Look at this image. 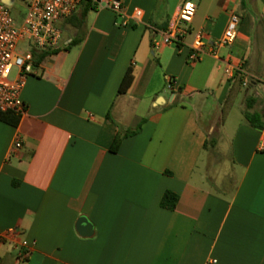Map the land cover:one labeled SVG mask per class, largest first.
Wrapping results in <instances>:
<instances>
[{
  "label": "crops",
  "instance_id": "obj_1",
  "mask_svg": "<svg viewBox=\"0 0 264 264\" xmlns=\"http://www.w3.org/2000/svg\"><path fill=\"white\" fill-rule=\"evenodd\" d=\"M183 1L120 0L143 12L124 27L82 0L59 23L60 48L21 92L25 113L0 120V234L17 233L0 238V264H264V0H193L186 42L196 30L216 41L238 16L233 44L195 62L162 42ZM227 61L251 76L246 86L227 79ZM166 191L173 210L160 206Z\"/></svg>",
  "mask_w": 264,
  "mask_h": 264
},
{
  "label": "built area",
  "instance_id": "obj_2",
  "mask_svg": "<svg viewBox=\"0 0 264 264\" xmlns=\"http://www.w3.org/2000/svg\"><path fill=\"white\" fill-rule=\"evenodd\" d=\"M26 4V12L21 22H16L10 13V6L0 0V112H12L19 117L26 111L25 103L21 98V92L28 76L34 73L36 67L34 53L53 52L60 48L61 29L59 23L70 17L82 0H22ZM96 8H108L117 17V26L138 24L141 22L143 12L134 7L130 15L127 14L120 0H94ZM196 3L193 0H185L180 3L167 22L162 32L164 44L185 45L188 48V61H198L205 52L218 55V50L223 46L232 45L237 35L238 16L231 11L225 30L216 41L205 39L202 30L193 32L190 42H186V36L190 34V24L194 18ZM26 45L20 48L19 45ZM242 66L238 63L227 61L224 74L227 79H233L236 75H242V85L246 86L251 76L243 75ZM173 79L166 78V87L173 88ZM21 147V140L16 139L13 149ZM259 150H264V136L259 143ZM17 234L10 229L0 238L6 235ZM27 246L26 241H22ZM28 248L20 253V258L29 256Z\"/></svg>",
  "mask_w": 264,
  "mask_h": 264
},
{
  "label": "trees",
  "instance_id": "obj_3",
  "mask_svg": "<svg viewBox=\"0 0 264 264\" xmlns=\"http://www.w3.org/2000/svg\"><path fill=\"white\" fill-rule=\"evenodd\" d=\"M85 1L89 2V0H85ZM91 6L92 5H90V7ZM85 14H86V11H83L81 18H83L85 16ZM77 42L78 41H73L72 44H75ZM45 54H48V52L34 53L35 62L38 63V61ZM131 80H132L131 72H130V70H127L125 72L121 82H120V85H119L118 90H117V94H123L126 91L129 84L131 83ZM244 116L251 126L256 127V128H261V125L257 122L254 115H251L249 113H245ZM18 117H19L18 115H16L15 113H12V112H0V120L5 121V122L10 123V124H13V125L17 123ZM139 130H140V124H138L135 129L117 133L116 136L114 137L112 143H111L110 150L112 152H115L118 149V146L124 137H126L128 135L135 134ZM177 199H178V196L175 193H173L171 191H166L160 200V206L165 208V209H168V210H173L176 206Z\"/></svg>",
  "mask_w": 264,
  "mask_h": 264
},
{
  "label": "rangeland",
  "instance_id": "obj_4",
  "mask_svg": "<svg viewBox=\"0 0 264 264\" xmlns=\"http://www.w3.org/2000/svg\"><path fill=\"white\" fill-rule=\"evenodd\" d=\"M25 12H26V4L25 2H23L22 0H15L13 5L10 6V13L12 18L16 21V22H21L25 16ZM26 45L20 44L19 47L20 48H24ZM228 114L229 119H231V121L233 120L234 117H238L239 116V111L237 110V107H232L230 109H228Z\"/></svg>",
  "mask_w": 264,
  "mask_h": 264
},
{
  "label": "water",
  "instance_id": "obj_5",
  "mask_svg": "<svg viewBox=\"0 0 264 264\" xmlns=\"http://www.w3.org/2000/svg\"><path fill=\"white\" fill-rule=\"evenodd\" d=\"M15 0H1L2 3L12 6ZM79 231L83 236H89L92 231V227L85 217H82L78 222Z\"/></svg>",
  "mask_w": 264,
  "mask_h": 264
}]
</instances>
